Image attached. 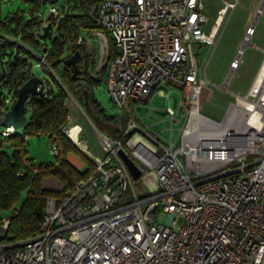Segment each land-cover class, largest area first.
I'll return each instance as SVG.
<instances>
[{"label":"built area","instance_id":"obj_1","mask_svg":"<svg viewBox=\"0 0 264 264\" xmlns=\"http://www.w3.org/2000/svg\"><path fill=\"white\" fill-rule=\"evenodd\" d=\"M236 1L221 0L212 22L205 0H99L92 5L96 26L77 42L97 41L95 70L104 69L112 102L126 112L118 126L122 138L96 129L102 150L96 155L79 123L64 126L94 167L60 197L47 198L36 234L0 241V264H264V59L246 94L228 105L221 120L201 111L208 89L196 47L214 42ZM262 8L264 0L232 68ZM49 9L57 12L54 5ZM34 17L39 33L48 19L41 12ZM108 39L114 47L111 58ZM6 40L18 41L0 30V46ZM44 56L39 53L36 65L46 63ZM10 60L1 56L0 78ZM2 90L7 110L15 97ZM155 91L166 99L160 111L169 121L168 136L132 115ZM73 127L77 140L70 134ZM12 131L0 127L3 135ZM49 147L58 153L56 143ZM119 149L138 168L137 178ZM157 213L165 219L156 221ZM6 226L3 217L0 234Z\"/></svg>","mask_w":264,"mask_h":264},{"label":"trees","instance_id":"obj_2","mask_svg":"<svg viewBox=\"0 0 264 264\" xmlns=\"http://www.w3.org/2000/svg\"><path fill=\"white\" fill-rule=\"evenodd\" d=\"M30 1L28 18L24 17V9L9 12L5 16L0 12V30L18 39L6 40L0 46V59L4 54L11 56L0 78V116L7 106L2 88L6 87L16 97L18 87L35 74L34 63L39 58L29 47L44 52L45 62L52 70H48L49 78L45 79V94L30 96L26 101L28 120L22 130H14L8 135L0 132V210H8L7 226L0 234V241H20L36 234L47 198L60 197L65 188L70 187L76 179L86 176L94 167L90 157L64 132L69 116V95L83 104L88 115L100 110L102 115L95 122L99 130L122 138L118 125L111 122V116L103 113L94 97L93 87L100 82L99 76L104 72L103 68L95 70V48H88L85 41L77 42L81 33L96 26L90 9L99 0H71L73 2H70L69 8L64 10L66 5H60V10L64 12L56 23V33L48 37L49 44H46L48 38L38 37L40 21L34 17L43 0ZM108 43L111 58L114 47L110 39ZM75 50L80 51V58L78 70L74 72L63 60ZM33 135H44L49 143L57 144L59 150L54 154L56 164L50 161L34 162L28 156L25 136ZM68 151H73L84 161L86 167L83 171L76 170L65 161L63 154ZM48 176L57 177L62 188H45L42 182Z\"/></svg>","mask_w":264,"mask_h":264},{"label":"rangeland","instance_id":"obj_3","mask_svg":"<svg viewBox=\"0 0 264 264\" xmlns=\"http://www.w3.org/2000/svg\"><path fill=\"white\" fill-rule=\"evenodd\" d=\"M206 9L211 16V22L217 16V10L221 6V0H205ZM262 0H237L233 8H230L227 15L221 22L219 30L213 38L214 42L202 41L196 47L197 62L200 67L203 77L206 79V98L202 102L201 111L204 115L214 120H221L228 105L235 102L237 98L244 96L248 91L257 70L264 59V8H262L253 29V34L250 41L241 50L238 64L232 68L231 64L235 56L240 50L241 43L244 39L246 29L249 27L252 18L257 12V9ZM30 0H0V12L5 16L9 12L24 9V17L30 16L28 12V4ZM70 2L65 0H43L42 5L37 12H41L46 17L50 15V6L54 5L56 13H52L53 17V33H56V23L63 14L65 8H69ZM66 5L63 10H60V5ZM211 24V23H210ZM210 26V25H209ZM208 33V27L206 28ZM49 39L46 44H49ZM45 42V40H42ZM88 48L94 47L95 58L98 60L97 41L91 37L87 41ZM30 50L38 57L41 51H36L29 47ZM34 72L46 79L49 78V67L42 62L40 65L34 63ZM61 65L58 66V69ZM105 72L100 75L101 80L93 87L94 97L96 98L99 107L103 113L111 116V122L122 127L125 123L126 112L120 113L118 108L112 102L107 85L104 79ZM206 92V91H205ZM174 94L170 96V102L173 103ZM165 97L154 92L150 95L146 102L137 110H132V115L140 118L144 124L151 127L153 130L161 131L165 136L169 135V130L165 127L169 126V121L166 120V114L160 110L165 104ZM69 108V118L66 126L74 123H79L82 127L83 140L86 141L89 150L96 155H102V150L97 138L96 119L102 114L100 110H96L94 115H88L83 104L69 95L67 100ZM98 109V108H97ZM158 109V110H157ZM143 124V126H145ZM146 127V126H145ZM174 127H178L177 124ZM99 129V128H98ZM21 131L22 128H18ZM104 131V130H103ZM176 134V129L174 130ZM84 142V144L86 145ZM77 146V145H76ZM28 155L33 156L37 161H54L55 155L51 153L49 140L44 135L29 136L27 144ZM8 210H0V218L7 217ZM164 214L157 213L156 221L164 220Z\"/></svg>","mask_w":264,"mask_h":264},{"label":"water","instance_id":"obj_4","mask_svg":"<svg viewBox=\"0 0 264 264\" xmlns=\"http://www.w3.org/2000/svg\"><path fill=\"white\" fill-rule=\"evenodd\" d=\"M51 14L52 13L47 16V23L42 25V31L38 33L39 38L46 39L53 36V17ZM79 58L80 51L75 50L71 55L63 60V63L75 72L78 70ZM44 85L45 79L37 74L31 75L27 80H25L17 89L15 101L0 118V127H11L14 130L22 128L28 120L26 101L30 96H43L45 94L43 88ZM118 152L132 173V176L137 178L139 176V170L132 159L123 149H119Z\"/></svg>","mask_w":264,"mask_h":264},{"label":"crops","instance_id":"obj_5","mask_svg":"<svg viewBox=\"0 0 264 264\" xmlns=\"http://www.w3.org/2000/svg\"><path fill=\"white\" fill-rule=\"evenodd\" d=\"M85 43L87 46V42H85ZM87 47H89V45ZM96 129H98V128H96ZM25 138H26V142L28 144L29 137L25 136ZM30 157L33 159L34 162H39V161L35 160V158L33 156H30ZM63 157H64L66 162H68L73 168H75L78 171H83L86 167L84 161L78 155H76L73 151H68V152L64 153ZM40 161H42V160H40ZM50 162H54L56 164L55 160L50 161ZM42 185L48 189H60L63 186L62 183L60 182V180L55 176H48V177L44 178Z\"/></svg>","mask_w":264,"mask_h":264},{"label":"bare ground","instance_id":"obj_6","mask_svg":"<svg viewBox=\"0 0 264 264\" xmlns=\"http://www.w3.org/2000/svg\"><path fill=\"white\" fill-rule=\"evenodd\" d=\"M216 28H217V26H216V24H215V25L213 26L212 33H214V32L216 31ZM262 69H264V67H262L261 70H262ZM77 129H78L77 127H73V128L71 129V132H70L72 138L75 139V140H77ZM79 143H80V145H81L83 148L86 147V145L84 144V142L80 141Z\"/></svg>","mask_w":264,"mask_h":264}]
</instances>
